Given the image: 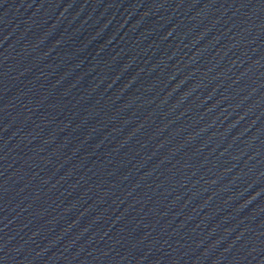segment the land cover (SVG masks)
Returning <instances> with one entry per match:
<instances>
[{"label": "water", "instance_id": "obj_1", "mask_svg": "<svg viewBox=\"0 0 264 264\" xmlns=\"http://www.w3.org/2000/svg\"><path fill=\"white\" fill-rule=\"evenodd\" d=\"M0 264H264V0H0Z\"/></svg>", "mask_w": 264, "mask_h": 264}]
</instances>
